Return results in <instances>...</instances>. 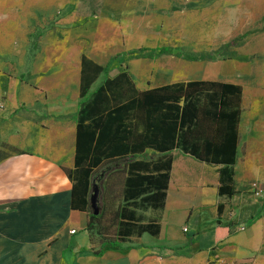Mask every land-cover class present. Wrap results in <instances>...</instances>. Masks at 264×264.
<instances>
[{
    "label": "crops",
    "instance_id": "crops-1",
    "mask_svg": "<svg viewBox=\"0 0 264 264\" xmlns=\"http://www.w3.org/2000/svg\"><path fill=\"white\" fill-rule=\"evenodd\" d=\"M253 1L264 9V0ZM21 34L0 30V96L5 105L0 111V138L21 141L25 148L0 162V264H264V197L255 201L249 185L247 192L260 206L258 214L245 222L235 221L236 231L218 242L219 223L234 221L227 216L228 201L234 197L218 194L219 174L200 182L202 198L187 208L172 203L186 178L176 175L173 180L171 176L159 222L160 235L167 227L172 240H161L160 235L155 240L146 234L131 237L134 245L106 246L98 256L95 251L101 245L94 249L89 237L74 241L78 230L85 231L88 215L71 209L72 182L66 172L75 164L82 70L88 75L93 62L111 78L128 73L141 92L191 81L242 86L234 179L237 191L252 180L264 188V59L189 61L170 54L163 55L169 63L160 65L151 55L148 35L131 37L119 51L117 33H110L106 41L103 29L87 26L62 30L65 37L56 39L60 50L51 61L41 49L46 38H40L37 54L31 55L24 42H16ZM140 49L149 55L140 58ZM7 62H35L38 69L10 75L2 69ZM24 73L37 86L22 79ZM105 78L101 74L92 91ZM240 148H244L241 154ZM179 153L171 152L174 158ZM148 154L159 156L150 149ZM240 157L255 179L238 181L235 168ZM207 173L202 174L208 177ZM219 206H223L221 213Z\"/></svg>",
    "mask_w": 264,
    "mask_h": 264
},
{
    "label": "trees",
    "instance_id": "trees-1",
    "mask_svg": "<svg viewBox=\"0 0 264 264\" xmlns=\"http://www.w3.org/2000/svg\"><path fill=\"white\" fill-rule=\"evenodd\" d=\"M185 59L202 61L214 57ZM91 63L88 75L82 70L75 164L66 172L72 182L71 209L88 215L86 231L99 229L101 248L96 255H101L106 246L127 243L131 237L160 235L161 222L145 223L138 211L165 208L174 150L208 166L220 167L218 194L229 198L237 195L234 166L240 140L242 86L191 81L141 92L128 73L111 78L104 67ZM101 74L105 80L92 91ZM148 149L159 157L146 158ZM115 165H121L116 170L124 175L123 204L113 211L116 232L110 238L99 226L106 212L102 209L100 216L92 215L89 196L95 172L108 173ZM222 207L219 206L220 213ZM237 226L235 221L220 222L217 241L234 233Z\"/></svg>",
    "mask_w": 264,
    "mask_h": 264
},
{
    "label": "rangeland",
    "instance_id": "rangeland-1",
    "mask_svg": "<svg viewBox=\"0 0 264 264\" xmlns=\"http://www.w3.org/2000/svg\"><path fill=\"white\" fill-rule=\"evenodd\" d=\"M257 1L259 3L261 0ZM87 26L103 29L106 41L110 40V33H117L119 43L116 48L119 51L124 49L131 37L148 35L151 55L160 60L157 62L160 65L169 63L165 62L163 55L170 54L176 60L188 56L214 57L212 60L206 59L210 62L233 58L244 61L255 57L264 59V9L253 0H0V30L22 32L16 42H24L25 49L31 55L37 54L40 38H46L47 44L41 49L51 61L57 58L60 50L56 39L65 37L62 30ZM140 54L149 55L137 52V55ZM211 66V69L215 68ZM2 69L13 75L38 67L35 62H7ZM25 73L22 79H29L31 85L37 86V82ZM49 80L50 76L47 78L48 85ZM21 145V141L0 138V161L23 151L25 148ZM243 150L240 148V154ZM145 157L156 159L159 156L148 154ZM175 157L172 179L175 180L176 175L186 179L180 183L183 191L174 194L177 200L172 203L187 208L202 198L198 191L200 182L207 178L214 179L219 167L208 166L183 153ZM245 166L240 157L235 168L238 181L256 178ZM119 167L121 165H115V169L97 182L102 191L100 206L106 212L99 226L104 228L101 231L110 238L116 232L113 211L123 204L124 175L117 172ZM204 170L208 172V177L202 174ZM100 172H95L92 183ZM252 181L239 188L233 200L228 201L227 216L239 223L251 220L258 214L260 206L253 203L246 189ZM138 214L146 223L159 221L162 211L145 209L138 211ZM167 230L165 227L159 238L170 242L172 238ZM98 232V227L92 232L78 230L74 241L89 237L94 249H98L101 245ZM146 236L151 237V240L159 239L148 234ZM132 244L134 242L131 240L126 243Z\"/></svg>",
    "mask_w": 264,
    "mask_h": 264
},
{
    "label": "water",
    "instance_id": "water-1",
    "mask_svg": "<svg viewBox=\"0 0 264 264\" xmlns=\"http://www.w3.org/2000/svg\"><path fill=\"white\" fill-rule=\"evenodd\" d=\"M107 170H102L92 183V188L89 196V206L91 208V214L94 216H100L102 213V207L100 206V199L102 195L101 187L97 183L98 179L103 178Z\"/></svg>",
    "mask_w": 264,
    "mask_h": 264
},
{
    "label": "built area",
    "instance_id": "built-area-1",
    "mask_svg": "<svg viewBox=\"0 0 264 264\" xmlns=\"http://www.w3.org/2000/svg\"><path fill=\"white\" fill-rule=\"evenodd\" d=\"M4 99L0 96V111L4 110ZM249 192L251 193L252 197L255 199V201H260L264 197V188L258 183V182H252L249 185L248 188ZM243 229V228H242ZM184 231H187L185 229ZM72 234H75L76 231L72 230Z\"/></svg>",
    "mask_w": 264,
    "mask_h": 264
}]
</instances>
